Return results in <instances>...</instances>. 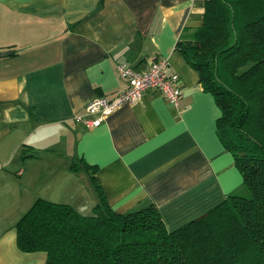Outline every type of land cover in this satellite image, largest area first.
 I'll use <instances>...</instances> for the list:
<instances>
[{"label":"crops","instance_id":"crops-1","mask_svg":"<svg viewBox=\"0 0 264 264\" xmlns=\"http://www.w3.org/2000/svg\"><path fill=\"white\" fill-rule=\"evenodd\" d=\"M203 15L200 0H0V264L45 263L16 244L15 224L36 199L92 214L98 194L72 162L93 166L114 212L152 203L167 231L241 186L214 97L176 48ZM158 57L180 77L177 106L146 91L96 127L74 123L93 98L124 88L117 62L143 70Z\"/></svg>","mask_w":264,"mask_h":264},{"label":"trees","instance_id":"trees-1","mask_svg":"<svg viewBox=\"0 0 264 264\" xmlns=\"http://www.w3.org/2000/svg\"><path fill=\"white\" fill-rule=\"evenodd\" d=\"M176 48L220 110L216 131L241 186L198 218L167 231L150 203L126 213L98 194L92 214L36 199L15 224L25 253L44 264H264V0H205L202 25Z\"/></svg>","mask_w":264,"mask_h":264},{"label":"built area","instance_id":"built-area-1","mask_svg":"<svg viewBox=\"0 0 264 264\" xmlns=\"http://www.w3.org/2000/svg\"><path fill=\"white\" fill-rule=\"evenodd\" d=\"M115 67L119 78L125 84L124 88L113 97L100 95L93 98L85 105L82 114L72 118L74 123L96 127L121 106L140 101L146 91L159 93L173 106L179 104L182 98L180 77L176 73L168 72L169 63L166 58L150 60L143 70H138L124 61L117 62ZM94 115L97 117L92 118Z\"/></svg>","mask_w":264,"mask_h":264},{"label":"water","instance_id":"water-1","mask_svg":"<svg viewBox=\"0 0 264 264\" xmlns=\"http://www.w3.org/2000/svg\"><path fill=\"white\" fill-rule=\"evenodd\" d=\"M9 52H0V57L7 55Z\"/></svg>","mask_w":264,"mask_h":264}]
</instances>
